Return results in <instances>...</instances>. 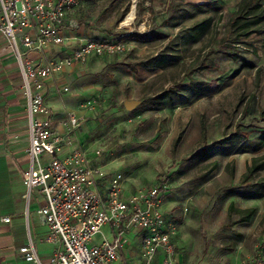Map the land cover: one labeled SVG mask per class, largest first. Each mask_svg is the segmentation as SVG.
Listing matches in <instances>:
<instances>
[{"label":"rangeland","instance_id":"rangeland-1","mask_svg":"<svg viewBox=\"0 0 264 264\" xmlns=\"http://www.w3.org/2000/svg\"><path fill=\"white\" fill-rule=\"evenodd\" d=\"M241 1L83 0L66 28L77 40L51 51L125 43L68 66L48 102L81 117L75 142L102 149L96 160L122 173L126 197L159 189L177 264H264V146L253 143L264 132V33L227 36ZM231 202L254 207L251 219L227 227Z\"/></svg>","mask_w":264,"mask_h":264},{"label":"built area","instance_id":"built-area-1","mask_svg":"<svg viewBox=\"0 0 264 264\" xmlns=\"http://www.w3.org/2000/svg\"><path fill=\"white\" fill-rule=\"evenodd\" d=\"M81 1L0 0V29L18 59L27 98L29 166L23 181L29 200L36 193L43 197L39 211L49 232L42 240L56 245L53 264H126L121 252L136 230L142 239L139 264H155L160 252L163 264H176L172 239L176 228L157 209L159 189L126 197L122 173L111 174L97 162L102 149L76 144L81 117L73 113L56 117L47 102L50 76L76 62L86 63L91 56L125 48L120 39L91 38L72 53L46 59V51L64 41L63 21ZM105 225L111 227V238ZM97 235H102L99 240ZM20 251L27 264H44L33 240Z\"/></svg>","mask_w":264,"mask_h":264},{"label":"crops","instance_id":"crops-1","mask_svg":"<svg viewBox=\"0 0 264 264\" xmlns=\"http://www.w3.org/2000/svg\"><path fill=\"white\" fill-rule=\"evenodd\" d=\"M73 9L69 10L61 26L64 41L59 45H53L46 51L47 60L52 59V50L62 49L65 43L77 40V35L66 29L70 24L68 15ZM81 40L82 44L87 39ZM65 54L67 53L63 55ZM69 68L66 67L46 80L47 102L49 96L55 95L60 86L65 83L63 72L68 71ZM68 89L64 87V90ZM50 107L56 117L69 113L61 112V109L56 110L51 105ZM79 130L80 128L74 133L75 137ZM29 136L27 98L23 90V77L19 62L0 29V264H27L20 248L30 240L34 241L43 263L53 264L51 258L56 245L42 240L49 232V227L39 211L43 197L36 193L29 200L23 181V171L29 166L27 152ZM77 143L84 145L79 137L76 138ZM7 216L11 217L9 221L4 220ZM130 238L131 244L122 250L121 260L126 264H139L143 261L141 235L133 230ZM162 254V252L158 254L155 264H163Z\"/></svg>","mask_w":264,"mask_h":264},{"label":"trees","instance_id":"trees-1","mask_svg":"<svg viewBox=\"0 0 264 264\" xmlns=\"http://www.w3.org/2000/svg\"><path fill=\"white\" fill-rule=\"evenodd\" d=\"M207 23V20L200 23L198 28L205 29L207 27ZM252 32L264 33L263 0H242L238 9L233 12L229 18L227 36L237 39L236 42H239L238 36L249 35ZM235 46L234 48H236ZM231 54H234L235 56L239 55L236 52H232ZM260 115L264 118V107L260 110ZM231 143L232 141L229 142V144ZM253 143L256 149L264 146V132L259 136V139L253 141ZM254 168H257V166ZM258 185L262 191H264V180L259 181ZM229 210L230 221L226 224L227 227H231L234 223L250 220L255 212L254 207L239 208L235 207L233 202L230 203ZM233 212L238 213L239 217L238 219L231 221V213Z\"/></svg>","mask_w":264,"mask_h":264},{"label":"bare ground","instance_id":"bare-ground-1","mask_svg":"<svg viewBox=\"0 0 264 264\" xmlns=\"http://www.w3.org/2000/svg\"><path fill=\"white\" fill-rule=\"evenodd\" d=\"M135 16V8H132V11L129 13L127 19L124 21L125 25L131 24L132 20L134 19Z\"/></svg>","mask_w":264,"mask_h":264}]
</instances>
